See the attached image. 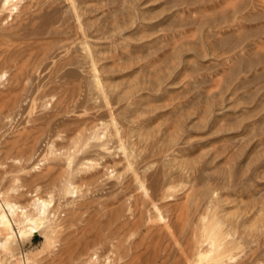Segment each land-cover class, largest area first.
<instances>
[{"label":"rangeland","instance_id":"374dc122","mask_svg":"<svg viewBox=\"0 0 264 264\" xmlns=\"http://www.w3.org/2000/svg\"><path fill=\"white\" fill-rule=\"evenodd\" d=\"M0 217V264H264V0H0Z\"/></svg>","mask_w":264,"mask_h":264},{"label":"bare ground","instance_id":"6f19581e","mask_svg":"<svg viewBox=\"0 0 264 264\" xmlns=\"http://www.w3.org/2000/svg\"><path fill=\"white\" fill-rule=\"evenodd\" d=\"M7 1V0H6ZM9 2V1H8ZM80 26H81V24H80ZM112 126V125H111ZM115 131V130H114ZM116 133V132H115ZM98 138V137H97ZM118 139H120V138H118ZM116 142V141H115ZM106 146V145H105ZM104 146V148L106 149V147ZM126 154V153H125ZM126 160V159H125ZM130 163H128V165H129ZM130 167V166H129ZM132 167V166H131ZM132 170V169H131ZM138 182H139V186L138 187H140L143 191L142 192H144L146 195H148L149 194V191L146 189V187H145V185H144V183H143V181H141L139 178H138ZM140 190V189H139ZM148 191V192H147ZM148 197V196H147ZM148 199V198H147ZM39 200V199H38ZM148 201H150V196H149V200ZM151 201H152V198H151ZM40 202H42V201H40ZM45 202V201H44ZM7 206H8V208H9V210L14 214H16V212H17V210H19L18 209V206L17 205H15V204H11L10 202L9 203H7ZM153 206V205H152ZM153 207H155V205L153 206ZM22 210V208L20 209V211ZM24 211V210H23ZM40 212V211H39ZM159 216H160V218L162 219V215L161 214H159V213H157ZM157 215V216H158ZM34 220V219H33ZM162 220H166V219H162ZM40 221V220H39ZM4 222V218H2V217H0V224L1 223H3ZM29 222H30V220H29ZM237 226V225H236ZM29 229H30V232L31 233H38V232H40V230H41V226H39L38 225V223H36V222H31V226L29 227ZM26 233V232H25ZM232 234H234V233H232ZM202 235V234H201ZM9 236V235H8ZM200 237V236H199ZM199 237H198V239H199ZM10 239V237H7L6 238V240H4V243L2 244V245H5L6 244V242L8 241ZM197 239V240H198ZM201 240V239H200ZM204 240V239H203ZM207 240V239H206ZM211 241V240H210ZM209 241V242H210ZM213 241V240H212ZM201 242H203L202 240H201ZM205 242V241H204ZM200 243V242H199ZM213 244V243H212ZM212 244L210 243V245L212 246ZM198 245V244H197ZM209 246V245H208ZM201 247H204V246H201ZM206 249V248H205ZM216 249V248H215ZM207 250V249H206ZM212 250H213V248H212ZM211 250V251H212ZM204 251V250H203ZM209 252V251H208ZM203 253V252H202ZM225 254V253H224ZM228 254V253H227ZM223 255V254H222ZM216 256V255H215ZM199 257H200V259L201 258H206V257H208L207 255H206V252H204L203 254H199ZM220 257V256H219ZM218 257V258H219ZM205 260V259H204ZM217 261V260H216ZM200 262V261H199ZM201 262H203V260L201 261ZM86 263V262H85ZM212 263H214V262H212ZM193 264V263H192Z\"/></svg>","mask_w":264,"mask_h":264}]
</instances>
